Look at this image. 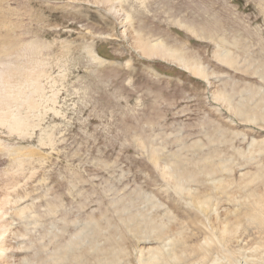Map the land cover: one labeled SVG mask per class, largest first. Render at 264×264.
Segmentation results:
<instances>
[{"label":"rangeland","instance_id":"374dc122","mask_svg":"<svg viewBox=\"0 0 264 264\" xmlns=\"http://www.w3.org/2000/svg\"><path fill=\"white\" fill-rule=\"evenodd\" d=\"M138 32L208 80L141 55ZM3 47L11 65L43 70L39 105L19 110L36 127L0 126V182L27 197L3 217L9 264H247L229 261L223 229L237 230L229 250L251 245L245 257L264 264V231L248 226L253 213L264 224V0H0Z\"/></svg>","mask_w":264,"mask_h":264},{"label":"bare ground","instance_id":"6f19581e","mask_svg":"<svg viewBox=\"0 0 264 264\" xmlns=\"http://www.w3.org/2000/svg\"><path fill=\"white\" fill-rule=\"evenodd\" d=\"M113 1H118V3L120 2V0H95V3H98V2L102 3V4L107 3V2L112 3ZM111 5L113 6V4H111ZM179 24L180 23H178V25ZM185 27L195 37L199 38L198 33H195L190 27H187V26H185ZM126 30H124V31H126ZM124 34L126 35V33H124ZM132 38H133V40L131 42L132 46L144 57H146V58H158V59H161V60H164L167 62L174 63L175 65L179 66L180 68H183L184 70L190 72L194 76L200 77L204 80H208L209 75L206 72V70L204 69V67L196 59H193L192 57L186 56L184 54V51L179 50V49H177V50L171 49L167 45H165L163 42L157 41L155 39H150L147 37L143 38V36L139 32L136 33L135 35L133 34ZM6 41H7V39L4 40V42H6ZM1 43H3V41H1ZM30 45L33 46L32 44H29V43H26L23 46H26L25 49H28V47ZM37 46H35L31 49L38 48ZM7 48H9V47H7ZM7 48L4 49V47H3V50H0V64L5 65L4 67L2 66L3 68L0 67V126L2 125L4 127H6L11 133L13 132V133H16L20 136H22V135L24 136L25 132L27 133V130L30 127H32V128L36 127L35 126L36 124L35 125L31 124L30 119H29L30 116L28 117L24 113L19 112V110L22 109V107L26 110H29L33 106L39 105L37 103V101L34 100V96L36 94H38V96L43 94L42 93L43 88L37 83L39 81V79L43 76V70L41 69L40 73H37L35 75H29L26 71L20 70L22 65H19V66L15 65V64L11 65L9 63V61L4 60L5 58H7L8 56L11 55L9 49H7ZM214 58L223 65H226L229 67L235 66L236 61L225 50L219 51L218 49H216L214 52ZM4 62H6L8 64H4ZM21 80H23V85L20 86L22 91L16 92L18 82H20ZM5 92H13L15 94L13 102L9 101L7 98L13 97L14 95L13 94L7 95ZM212 96H213V99L215 101L221 103L222 106L224 105V107L226 106L227 110H229L230 112L234 113L237 116L242 115L241 108L238 106H234L231 103L230 99L227 97H224L223 94L217 93V94H212ZM52 99H54V98H52ZM41 144H42V142H41ZM46 145H48V144H46ZM8 152H11V151L8 150ZM11 154H13V159H12L13 163H12L11 167L16 168V169L23 168V167H21L24 163V161L22 160V155L17 151L14 153H11ZM23 157H25V156H23ZM153 161L155 162V160H153ZM25 162H26V160H25ZM0 183H2L0 186V264H9V262H8L9 258L3 256L2 253H3L4 249L6 250L7 242H6L5 237H7L9 235V233L11 231V227L13 226L12 225L13 222L7 221L6 218H3V217L4 216L7 217V215H8V211L6 210L7 209L6 206H13L14 207V205H16V202H18V201L20 202L26 196L24 195L25 197H23L21 195L16 194V192H15L16 190L14 191V188H13V186H15V185L12 186V184H10V181L8 179L3 180ZM11 193H15L16 199H18L17 201H15L16 199L14 201H11V199H12ZM13 198H14V196H13ZM28 210H29V208H27V207H21V208L15 210V216L17 218L24 219ZM259 213L262 216H264V214L262 212L259 211ZM248 226H251V227H253V229H256L258 231V233H261L260 232L261 230L264 231V229H263L264 224L261 221V219L259 218V216L255 215V213H253L251 215V218L248 221ZM236 233H237V230H235V229H231V230L223 229L221 232L222 245L225 248L224 251L227 253V258L230 261L231 258H229V257H238V255H239V256H242L244 258V260L247 264H252V262L250 260H248L247 257H245V253H244L247 249L249 251L251 250V248L249 249V247L251 245L248 246V248L243 247L242 248L243 250H237V252L234 250L228 249V248H231V243L233 241H235L234 236L236 235ZM17 236L20 238L25 237L23 233L18 234ZM262 247H264V246H262ZM207 252H208L207 250L204 251V254L202 256L203 259L206 257ZM250 252H252V251H250ZM250 255H251V253H250ZM177 259L180 260L179 258H177ZM221 259H223V258H221ZM149 264H169V262L166 260H160L158 257H155L149 261Z\"/></svg>","mask_w":264,"mask_h":264}]
</instances>
